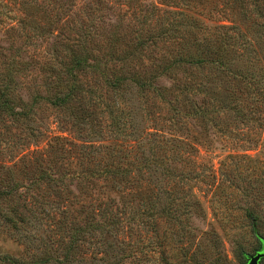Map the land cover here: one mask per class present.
Returning a JSON list of instances; mask_svg holds the SVG:
<instances>
[{"label":"trees","instance_id":"1","mask_svg":"<svg viewBox=\"0 0 264 264\" xmlns=\"http://www.w3.org/2000/svg\"><path fill=\"white\" fill-rule=\"evenodd\" d=\"M178 1L184 10L162 12L150 3L144 14L138 11L145 25L157 13L170 17L162 19L155 35L148 30L131 45L130 42L118 44L119 38L112 36L108 51L98 55L118 66L111 69L109 76L101 72L97 57L89 62V53L85 44L76 39V30L68 29L65 34L62 31L65 24L61 25L53 37L52 54L40 59V73L46 75L43 83L46 96L33 88L28 91V102L19 95L17 79L25 76L30 63L23 60L21 52L0 47V118L23 125L30 131V138L36 139L32 124L34 110L41 102L73 114L76 107H70L80 90L76 85L78 73L91 70L101 75L113 98L107 110L111 115L108 131L111 144L95 146L99 140H88L76 146V142L55 136L46 150L23 154L6 168V179L11 183L0 189V198L16 195L23 188L27 191L44 188L58 202L67 201L72 194L59 171V163L76 154L80 159L77 163L80 192L93 186V179L110 184L113 191L120 192L133 181H144L147 185L144 189L152 197L154 193L149 188L157 184L159 177L167 183L174 179L176 171L170 164L187 163L186 150H192L193 146L180 137L185 134L187 119L222 135L229 132L230 124L237 129L258 124L264 116V0H237L241 22L217 25L218 32L213 38L207 37L209 32L202 21L187 13L188 1ZM133 2L138 4L137 0ZM70 5H74L72 0H0V33L20 40L25 46L37 47V41L53 36L60 22L59 13ZM157 43L169 44V50L157 64L147 71L131 69L133 60ZM4 51L10 55L5 56ZM22 53L32 59L27 51ZM178 73L182 78H178ZM161 78L169 81L170 86H159L157 81ZM147 94L167 106L166 116L155 118L143 107L141 99ZM100 103L96 99L94 108ZM73 126L76 131V124ZM32 144L36 146L33 142L25 147ZM64 153L67 157L62 158ZM105 200H98L95 206L81 205L76 219L69 218L66 210L60 211L46 202L31 204L34 224L46 225L53 221L52 226L60 230L57 240L61 246L60 259L54 258L51 252H42L41 256L33 255L30 262L7 256L3 261L8 264H108L110 228L118 231L122 221L114 218V212L120 209L108 197ZM156 204L148 197L144 206L151 211ZM247 216L254 226L256 217L249 212Z\"/></svg>","mask_w":264,"mask_h":264},{"label":"rangeland","instance_id":"2","mask_svg":"<svg viewBox=\"0 0 264 264\" xmlns=\"http://www.w3.org/2000/svg\"><path fill=\"white\" fill-rule=\"evenodd\" d=\"M137 1L135 5L133 0L129 3L128 0H72L74 5L59 13L60 22L53 36L37 41V47L25 46L20 40L0 33V47L21 52L23 60L30 63L25 76L17 79L23 101L28 102V91L33 88L46 96L43 88L46 75L40 73V59L52 54L53 37L61 25L65 24L62 27L65 34L68 29L76 30V39L85 44L89 62L97 57L101 72L108 75L118 66L98 55L108 51L113 35L119 38L118 44L130 42L131 45L148 30L155 35L162 19H170L157 13L145 25L138 11L144 14L150 3L162 12L184 10L178 0ZM187 1V13L203 22L209 32L205 34L207 37H214L217 25L241 22L237 0ZM168 47L169 44L158 43L147 47L140 58L130 64L131 69L149 70L167 53ZM22 51H27L32 59ZM4 55L10 53L4 51ZM178 78H182L181 73ZM103 80L91 70L76 75L80 90L75 104L70 107H76L72 110L76 117L69 110L41 102L34 110L32 124L36 139L28 136L30 131L23 125L0 118V189L11 183L6 179L7 167L23 154L46 150L55 136L76 142V146L88 140H99L95 146L111 144L108 132L111 115L107 110L113 98ZM157 83L170 86L164 78ZM96 99L101 102L98 108L93 105ZM141 101L155 118L166 116L167 106L152 94ZM184 124L185 134L180 137L193 146L192 150H186L187 163L170 164L176 171L174 179L167 183L159 177L157 184L149 188L154 193L152 197L144 189L147 186L144 181H133L124 191L114 192L110 184L93 179L94 185L80 192L77 178L80 159L76 154L59 163V171L72 194L67 201L58 202L52 192L44 188L39 191L23 188L16 195L0 198V264H8L3 261L4 256L30 262L33 255L41 256L42 252H51L54 258L60 259L61 246L57 244L60 230L52 226L53 221L46 225L34 224L31 204L46 202L60 211L66 210L69 218L76 219L81 205L95 206L98 200L106 201L105 197L120 209L114 212V218L122 221L118 231L110 228L108 264H244L246 256L254 255L259 247L257 238L264 239V116L251 128L237 129L230 124L229 132L224 135L203 128L194 120L187 119ZM33 142L37 147L33 144L25 147ZM65 157L66 153L62 155ZM148 197L157 203L151 211L144 206ZM248 212L256 217L254 226Z\"/></svg>","mask_w":264,"mask_h":264},{"label":"water","instance_id":"3","mask_svg":"<svg viewBox=\"0 0 264 264\" xmlns=\"http://www.w3.org/2000/svg\"><path fill=\"white\" fill-rule=\"evenodd\" d=\"M262 241L263 249L261 251H257L252 256H246L245 264H261L262 259H264V239L258 237Z\"/></svg>","mask_w":264,"mask_h":264},{"label":"flooded vegetation","instance_id":"4","mask_svg":"<svg viewBox=\"0 0 264 264\" xmlns=\"http://www.w3.org/2000/svg\"><path fill=\"white\" fill-rule=\"evenodd\" d=\"M257 240H258V243H259V247L257 248V250L255 252L261 251L263 249L262 241L260 239H258V238H257ZM245 262H246V259L244 261V264H245Z\"/></svg>","mask_w":264,"mask_h":264}]
</instances>
